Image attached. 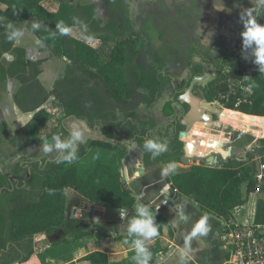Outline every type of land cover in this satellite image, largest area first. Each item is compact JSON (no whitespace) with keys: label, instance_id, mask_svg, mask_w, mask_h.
Instances as JSON below:
<instances>
[{"label":"trees","instance_id":"16d2710c","mask_svg":"<svg viewBox=\"0 0 264 264\" xmlns=\"http://www.w3.org/2000/svg\"><path fill=\"white\" fill-rule=\"evenodd\" d=\"M44 1L46 0H0V5L21 16H30L35 22L42 24L40 29L34 30L31 27L30 30L53 55L61 57L66 51L73 53L72 61L50 92L39 77L44 60L30 59L25 48L16 46L15 41H9L6 24L0 20V84L8 79L17 80L20 86L13 95L14 102L21 111L33 113L29 122L15 130L10 143L19 147L42 142L40 132L51 116L44 104L52 95L61 104L66 117L78 118L85 121L90 128L100 129L105 139H91L79 145L78 159L71 164H57L51 159L38 162L27 183H18L19 187L28 186L37 190L38 194L32 197L30 194L17 193L10 198L8 215L11 226L8 238L12 243L39 233L53 235L58 229L69 236L61 238L59 243H69L93 235L94 230L84 228L81 221L70 220L67 216L66 202L71 190H75L89 205L127 211L124 221L128 223L135 214L137 198L123 174L128 147L116 141L114 126L110 122L115 120L118 112L127 118H135L145 126L137 141L146 168L152 169L169 161L176 162V174L165 177V181L178 197H187L206 212L229 219L235 207L246 203L244 183H247L249 194L259 188L260 192H264V175L262 180H258L255 160L258 156L261 165H264V137L259 138L257 150L248 152L240 159L228 157L220 167H211L204 162L181 167L184 142L178 134L186 126H179L180 131L176 134L179 138L165 142L161 135L150 133L149 129L154 127L152 122L137 119L140 105L152 102L146 89L154 86L165 64L160 60V65L150 64L146 67L139 62L142 54L151 53L150 42L147 36L136 29L124 0H111V7L117 16L109 19L107 23L96 17L98 9L95 3L82 5L64 0L60 2L57 10L51 11L44 5ZM73 17L81 23H75ZM61 21L69 28L79 26L87 35L112 42L114 45L109 59L105 61L95 47L84 41L74 40L71 45L68 35L61 36L56 31L55 25ZM52 33L56 35L53 36ZM9 52L14 53L15 58L5 64L3 57ZM250 70L240 53L226 50L217 66L216 78L202 87V97L209 102L218 101L226 109L263 118L264 73L259 72L258 67L253 72ZM190 73L187 88L193 77L205 75V69L200 64L190 63ZM194 87L196 91L199 85L196 83ZM89 102L90 107H86ZM170 105L169 103L164 107L166 115L172 114L171 108L166 109ZM182 107L185 112L190 109L187 102H182ZM221 122L226 123L222 120ZM60 125L61 122L51 137L58 134ZM206 125L205 122H196L194 131L199 138H202V130L207 128ZM198 126L203 128H197ZM146 138L159 139L167 145L168 150L153 159L143 149ZM214 138L219 140L220 137ZM216 142V146L220 148V141ZM97 153L99 157L93 159ZM11 182L0 186V193L3 189H12L14 186ZM50 190H54L55 194H49ZM148 206L153 212L156 211V207ZM156 222L161 235L167 220L158 210ZM256 222L264 223V198L258 200ZM112 226L118 229L119 224L114 221ZM170 234L172 235L171 231ZM126 237L127 235L118 238ZM128 245L131 247V244ZM150 251V264H153L156 251ZM78 261H89L91 264H133V261L111 262L108 255L101 251L92 252Z\"/></svg>","mask_w":264,"mask_h":264},{"label":"crops","instance_id":"0c3cea01","mask_svg":"<svg viewBox=\"0 0 264 264\" xmlns=\"http://www.w3.org/2000/svg\"><path fill=\"white\" fill-rule=\"evenodd\" d=\"M62 1L64 0H46L44 1V5L49 10L55 11ZM66 1H72L82 5L95 3L98 9L96 17L101 18L104 23H107L108 20H105V18L100 15V5L101 7H107L112 5V1L111 4L108 3V0ZM124 1L128 5L127 0ZM133 2L136 10L134 13L135 20L133 19L136 29L140 30L148 37L151 53L161 57V61L164 62L165 66L172 69L174 78H191L190 63H196L200 64L205 69V80L211 79L208 71L209 67L211 65L218 66L226 50L240 53L245 65L251 69L250 72H253V69L257 67L251 55L249 54L248 58L245 59L246 54L242 51L241 32L243 31V24L240 20V14L245 8L252 6V0H134ZM218 3H222L225 9H230V11L217 10L214 5ZM0 7L2 8L4 6L0 5ZM6 9L9 10L8 8ZM258 22L264 24V17L259 18ZM70 29L71 31L68 35V39L71 45L74 40L84 41L95 47L105 61L109 59L110 51L114 45L112 42H105L92 35H87L79 26H72ZM23 30V37L19 41H15V45L25 48L27 50V56L30 59L44 60L41 65L42 72L39 77L45 88L51 92L56 80L72 61L73 53L72 51H66L61 57L55 55H49L48 57L41 56L40 54L45 52V50L39 45H44L47 49L48 47L41 42L30 29L25 28ZM160 35H162V38H160ZM36 48L38 49L37 51ZM196 50L199 51L196 52ZM162 72H165V70ZM12 81L17 80L8 79L0 84V116L9 129L10 139L13 137L15 130L29 122L33 114L32 112L21 111L15 104L13 95L18 90L20 84H17V89H12L10 91L8 85H10L9 83H13ZM208 83L209 82H207V84ZM198 98L199 99L193 104L187 101L190 105V109L186 114H189L193 105V109L194 106L195 108L199 107L202 109L204 115L209 113L215 116L219 115L221 117L219 120L214 118L212 120L220 130L218 129L215 134L211 132V135L220 137L221 139L219 138V140H217L213 137V142L210 143V147L204 151L200 150L194 154L193 158L204 163L208 160V157H214V159L218 157L226 161L227 158L231 156L239 159L244 158L248 152H253L258 149V140L264 137V117L259 118L263 123L262 125L254 126L249 123L245 126L249 132L253 131L257 135L254 141L245 145L242 144L241 139H233V135H229V133L222 130V126L225 124L222 123L221 120L233 125L227 121L228 115L224 114V112L239 113L244 118L250 120H255L260 116L250 117L245 115V113L241 114L242 112L226 109L218 101L209 102L202 96ZM4 100L11 103L12 107L9 110L3 106ZM182 102L186 101L183 100ZM216 104H219L220 107ZM44 107L51 113V116L44 129L40 132L42 138L47 137L51 142V134L54 132L59 122H61L57 135L61 136L62 139H66L69 135V125L75 122L81 127L84 133V141L79 145L91 139H105L100 129H92L85 121L78 118L72 116L66 117L61 104L53 95L44 104ZM138 109H145L146 116L144 117L151 116V118L147 120L152 121L154 126L166 121L168 116H170L165 114L163 105L156 100H153L149 104H142ZM159 113L160 116L157 117ZM144 117H138L137 119L146 121ZM206 118H198L196 122H208ZM196 122L193 123L191 117H185L183 124L188 127L191 126V129L187 130L188 134L194 130ZM205 134L206 133H204V135ZM216 141H220L218 142L220 148L216 146ZM40 144L41 143L29 144V147L32 152H40L42 157L47 156L49 159L55 160L57 154L55 152L47 155L44 154L40 149ZM250 147L254 149L251 150ZM130 149L124 159L123 174L126 182L134 191L137 198L136 204L144 203L145 205L154 206L156 209L158 208V211L167 220V224L163 227V233L149 242L150 250L156 251L153 264H179V250L184 245V237L182 238L181 230L176 228L181 226L184 233L187 234L190 232L193 222L202 216L209 217L211 230L206 236L196 237L191 241L189 251V256L191 258L190 264H224L225 252L222 249L223 243L221 237L225 218L210 214L202 209L198 203L188 200L189 202L185 210L186 214L189 216V221L187 223L180 221L178 215H176V206L181 204L184 198L178 197V195L171 190L170 185L165 181V177L161 175V170L164 167L162 166L163 164L148 169L144 163L142 152L132 146ZM193 158L190 159V157H188L187 159L186 157L184 159L186 161L184 162H190ZM255 160L257 162L259 157L256 156ZM186 163L185 165H187ZM183 164L184 163H182V166ZM261 172L264 175V168L262 167ZM254 194V192L250 193L246 202H258V200H253ZM75 200H77V202H75ZM86 204H88V202L77 195L75 190H71L68 194L66 206L68 210L71 208L72 212L75 214L68 218L70 220L81 221L82 226L86 225L84 221L86 220L85 217H76L80 208H83ZM90 206L93 207L94 212H99L97 216L91 217L94 221L96 220L92 225H98V221H101L99 225L103 230L87 228L94 230L95 233L76 241H70L69 243L54 242V240H52L54 234H36L33 236L35 237L34 241L41 238L42 244H44L42 249L34 252L35 256L31 255L27 258V254L24 251L22 253V250L17 248L18 253L22 255L20 259L7 262L6 264H68L70 262L91 264L89 261L78 260L95 251L106 253L111 262H131V258L134 254L132 248L124 243L125 239L118 238L127 235L128 223L124 221L127 211L111 210L102 205ZM68 210L67 216L69 215ZM217 218L221 220L220 223L217 222ZM114 221L118 222V229L112 226V222ZM172 225L175 226L173 227ZM219 225L221 227H219ZM58 231H60V229H58L56 233Z\"/></svg>","mask_w":264,"mask_h":264},{"label":"rangeland","instance_id":"374dc122","mask_svg":"<svg viewBox=\"0 0 264 264\" xmlns=\"http://www.w3.org/2000/svg\"><path fill=\"white\" fill-rule=\"evenodd\" d=\"M108 1H109L108 3L111 4V0ZM100 9H101L100 15H102L105 18V20H109L112 17L117 16L111 5L107 7L105 6L101 7L100 5ZM0 20L4 22L6 25L9 22H11L14 25H16L18 28H22V29L25 28L30 29L32 23L35 22V20L32 17L18 15L13 11L7 10L6 7H2V8L0 7ZM160 38H162V35H160ZM39 46H42V48H44L45 50V52L40 54L41 56L48 57L49 55H53L52 52L49 49H47L44 45H39ZM37 48L36 51L38 50ZM198 51L199 50H196V52ZM14 58H15L14 53L12 52L6 53L3 57V62L5 64H9L10 61H12ZM138 60L139 62L143 63L146 67H148L150 64L160 65L161 63L160 60L162 59L159 55L150 53L147 55L142 54ZM193 64L196 65L195 63ZM163 70H165V72H162ZM208 71L210 73L211 79L208 80L203 79L197 81L196 83L197 85H199V87L196 89V91L194 90L195 89L194 87L191 94H189L184 98L186 102L189 101L192 104L195 103L199 99L198 97H201L203 94L202 87L205 86L207 82H210V80H214L216 78L217 76L216 65H211ZM189 78L190 77H188L187 79L174 78L172 69L165 66L162 70H160V77L155 82L154 86L146 89L147 94H149V96L152 97V101L156 100L161 102L163 108L165 107L166 104L169 103L171 104L169 107H166V109L170 110L171 108L172 110V114L168 116V119L162 123L157 124V126H154L153 128L149 129L150 133L154 135H161L165 142H171L177 139L178 135H180L177 133L179 130V126L183 124V120L185 119V117H191V119H193V123H195L196 120H198V118L202 119L204 117L205 118L207 117L206 119L208 122L205 121L207 124L206 125L207 128L206 130L204 129L202 130V138H199L194 130H192V132H190L187 136H183V137L180 136V139L184 142V155L182 157V162L184 163L183 167H188L189 165L193 164V162L194 163L200 162L198 161V159L193 158L194 154H196L200 150L201 151L207 150L210 147V143L213 142V139L211 138L215 137L211 135V132L215 134V132H217V130L219 129L215 125L212 119L214 118L219 120L221 118L219 115L215 116L211 113L204 115V111L202 109H200L199 107L195 108V106L193 109V105L189 114H186L184 108L182 107V100H180V96L187 91L188 88L186 87V84ZM12 82L13 83H9L10 85H8V89L10 91L12 89H17V84L19 83L18 81H12ZM200 82L202 83L200 84ZM3 106L7 108V110H9L12 107L11 103H9V101L7 100L3 101ZM217 106L220 107L219 104ZM0 108H1V104H0ZM141 110L138 109L137 118L138 117L143 118L144 116H146L145 109L142 111ZM224 114L228 115L227 121L232 123L233 125L224 123L225 125L222 126L223 127L222 130H224L226 133H229V135H233V139H241L242 144L246 145L247 143L254 141V139L257 138L256 133L253 131L249 132L245 126L249 123L253 124L254 126L262 125L263 123L260 121L261 119L256 118L255 120H250L244 118L239 113H232L229 111L224 112ZM159 116L160 113L157 114V117ZM144 118H146L145 122H148L147 119L151 118V116ZM0 122H1L0 123V186L6 185L8 182L10 183L11 181H12L11 183L13 184L12 186H14L12 187V189H3L2 192L0 193V264H6L7 262L20 259L22 255L18 253L17 248H20L22 250V253L24 251L27 254V258H29L31 255H34V252L42 249V247L44 246V244H42L41 238L40 239L38 238L37 240L34 241L35 237H30L18 241L16 243H12L9 240L8 236H9L11 224L8 215L9 212L8 202L10 198L17 193L30 194L32 197L37 196L38 194L37 190H32L28 186L19 187L18 183L24 181L23 184H26L30 177L31 171H34L37 168V163L38 162L41 163L45 160H50V159L47 156L42 157L40 155L41 154L40 152L39 153L32 152L29 145H22L19 147L13 146L10 143L9 129L7 125L4 123V121H2L1 116H0ZM110 122L114 126L117 142L126 145L128 147V150L132 146L135 147V149L141 151L137 141V137L140 135L143 128L145 127L144 125H141L135 118L130 119L125 117L120 112L117 113V117L115 118V120H111ZM185 126L186 128L184 131L191 129V126L190 127H188L187 125ZM197 128H203V126H198ZM204 133L206 134L204 135ZM176 134L178 135L176 136ZM198 145L200 146V148H198L199 147ZM250 149L253 150L254 148L250 147ZM186 157L187 158L190 157V159L193 158V160L186 163L184 162L186 161L184 160ZM185 163L187 165H185ZM162 166H165V164H163ZM180 166L182 167V163L180 164ZM243 191L245 197L248 199L249 194L247 191V183L243 184ZM254 193H255L254 198L252 197L253 200L256 201L259 200L260 198H264V192H259V193L254 192ZM75 202H77V200H75ZM257 203L258 202H246L245 203L246 207L241 209L237 214H243V216H245L247 213L249 215L253 210L257 208ZM68 213H69L68 217L75 214L72 212L71 208L68 210ZM98 213H99L98 211L94 212L92 206L86 204V206L80 208L76 217L83 216L86 218V220H84L86 224L83 226L84 228L103 230V228L100 227L99 225L101 221H98L99 222L98 225L96 224L92 225V223L95 222L96 220L94 221V219H91V217L97 216ZM216 220L218 223L221 222V220L218 218ZM219 227L221 226L219 225ZM176 229L181 230L182 238L185 237L186 234L184 233V230L182 229L181 226ZM63 237L66 238L69 236L63 234V232L60 230L56 233V235L54 234V236H52V240H54V242H57L61 240V238Z\"/></svg>","mask_w":264,"mask_h":264},{"label":"clouds","instance_id":"9594fccd","mask_svg":"<svg viewBox=\"0 0 264 264\" xmlns=\"http://www.w3.org/2000/svg\"><path fill=\"white\" fill-rule=\"evenodd\" d=\"M217 10H227L222 3L215 4ZM264 17V0H252V6L245 8L240 14V20L243 24L242 37V51L246 54L245 59L250 54L253 62L258 67L259 72L264 73V24L258 22L259 18ZM73 21L77 24L81 23L77 18L73 17ZM32 29L38 30L42 27L41 23L33 22ZM56 31L59 35H69L71 29L64 24L63 21L55 25ZM6 35L9 41H19L23 35L24 30L18 28L13 23L9 22L6 25ZM53 36L56 33H52ZM86 107H90L86 104ZM84 141V133L81 127L73 122L69 125V135L66 139H62L59 135H53L51 142L47 137L42 138L40 149L44 154L55 152V163L71 164L78 159L77 148L80 143ZM144 151L151 154L155 159L161 153L168 150L167 145L159 141V139L146 138L143 143ZM99 153L93 156L97 159ZM177 164L174 161H169L161 170L163 177L174 175L177 172ZM66 193V190H65ZM49 194H55L54 190H50ZM188 198L176 206V215L179 220L187 223L189 216L186 214V205ZM144 203H137L135 205V214L128 220L127 237L124 240L125 244H131L133 250L132 261L133 264H150L152 260V252L150 251L149 242L159 235V227L156 222V212ZM173 227L175 225H172ZM211 230L209 224V217L202 216L193 222L190 232L184 237V245L179 250V264H190V246L191 241L196 237H204Z\"/></svg>","mask_w":264,"mask_h":264},{"label":"built area","instance_id":"2783aa9c","mask_svg":"<svg viewBox=\"0 0 264 264\" xmlns=\"http://www.w3.org/2000/svg\"><path fill=\"white\" fill-rule=\"evenodd\" d=\"M225 162L214 157L205 161L211 167H220ZM257 178L262 180V172ZM256 192L259 193L260 188ZM245 207V204L235 207L232 216L224 221L221 237L224 264H264V223L256 222V209L249 215L237 214Z\"/></svg>","mask_w":264,"mask_h":264},{"label":"water","instance_id":"95a60500","mask_svg":"<svg viewBox=\"0 0 264 264\" xmlns=\"http://www.w3.org/2000/svg\"><path fill=\"white\" fill-rule=\"evenodd\" d=\"M133 1L134 0H127L128 5H129V10H130V16H131L132 19H134V13L136 12L135 5H134ZM203 79H205V76H195V77H193L192 80L190 81V84H189V87H188L187 91L180 96V100L183 101L186 96L191 94V92L194 89L195 83L197 81L203 80ZM187 135H188V131H182L180 133L181 137L187 136ZM211 159H213V157H208V160H211ZM216 160H218V157L216 158ZM256 167H257V172L259 174L261 172V163H260L259 160L256 162ZM142 171H144V170H142Z\"/></svg>","mask_w":264,"mask_h":264}]
</instances>
